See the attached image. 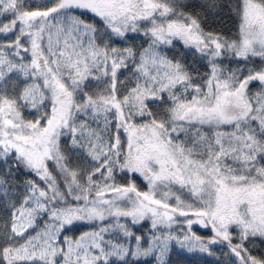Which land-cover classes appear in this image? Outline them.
Returning <instances> with one entry per match:
<instances>
[{"label":"snow or ice","instance_id":"obj_1","mask_svg":"<svg viewBox=\"0 0 264 264\" xmlns=\"http://www.w3.org/2000/svg\"><path fill=\"white\" fill-rule=\"evenodd\" d=\"M0 264H264V0H0Z\"/></svg>","mask_w":264,"mask_h":264}]
</instances>
